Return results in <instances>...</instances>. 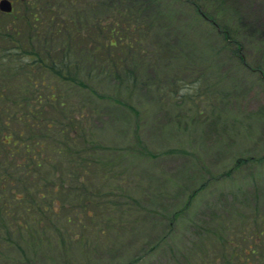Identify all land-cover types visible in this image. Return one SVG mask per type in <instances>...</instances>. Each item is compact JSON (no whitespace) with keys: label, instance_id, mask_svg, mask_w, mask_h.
I'll return each mask as SVG.
<instances>
[{"label":"rangeland","instance_id":"1","mask_svg":"<svg viewBox=\"0 0 264 264\" xmlns=\"http://www.w3.org/2000/svg\"><path fill=\"white\" fill-rule=\"evenodd\" d=\"M221 1L229 24L238 22L234 32L239 35L240 55L222 47V30L216 34L195 22L188 7L180 6V15L159 21L152 42L163 51L149 53L142 85L132 94L114 81L98 85L109 96L105 99L78 91L82 95L74 99L86 101V114H92L95 156L105 151L110 156L104 159L106 169L115 173L93 176L98 182L82 184L71 176L76 168L70 165L62 177L70 182L52 203L45 169L41 184L27 183L37 191L25 201L36 200L37 205L47 201L49 207L40 211L38 206L33 212L11 207L23 203L16 194L22 174L18 165L24 166L25 160L21 152L14 162L6 158L4 174L9 172L17 182L1 195L0 264H229L235 251L231 252V242L242 249L255 247L258 259L264 255V0ZM221 1L212 3L217 6ZM16 27L20 30L16 36L27 42L28 26L14 15H0L3 34H14ZM165 32L174 37L170 44L164 40ZM7 46L5 40L4 49ZM166 56L173 58L170 64ZM3 67L11 71L6 58ZM91 137L84 134L83 141L78 140L80 152L90 147L86 141ZM117 151L120 160L111 158ZM42 184L47 192L39 189ZM95 184L100 197L90 192L80 197L95 204H89L97 212L90 219L78 205L76 189L83 192ZM43 192L49 196L37 200ZM98 205L108 208L110 217L122 216V225L101 233L106 219L104 215L99 220ZM123 208L130 209L126 215L119 212ZM41 213L47 219L38 226L45 233L42 242L37 233L29 235L22 228L24 221L31 222L32 215L39 219Z\"/></svg>","mask_w":264,"mask_h":264},{"label":"trees","instance_id":"2","mask_svg":"<svg viewBox=\"0 0 264 264\" xmlns=\"http://www.w3.org/2000/svg\"><path fill=\"white\" fill-rule=\"evenodd\" d=\"M16 1L21 5L22 25L30 29L28 41L15 39L16 34L20 32L19 29L15 30V37L13 34L6 35V41L14 46L6 50L5 57L6 64H9L8 69L12 72L0 68V165L3 167L0 170V201L6 189L12 191L14 188L9 186L17 182V177L8 174L9 172L6 171V175L4 174L6 158H11V162H14L13 157L21 152L23 155L21 159L25 160L24 166L18 165L22 169L20 170L22 174L16 194V199L23 200V203L15 206L11 204L12 208L22 207L27 211L31 209L37 212L39 206L40 211L47 210L49 207L47 201L45 204L38 202V205L36 200H31V203L25 201L32 198L37 191H33L31 186L41 184L45 180L43 175L45 169L49 171L50 196L46 193V184H42L39 189L46 192H43L42 199L39 197L37 200H44L43 197L49 196L52 203L70 182L69 179H62L67 173L64 172V168L68 169L70 165L76 168L71 176L80 178L82 184L87 180L92 183L98 182L93 176L106 178L115 173L114 171L110 173L109 169H106L109 164H106L107 161L104 159L110 156H106L105 151H97L101 156L96 157V151H93L96 150L94 139L96 133L91 131L89 124L92 114L88 116L86 114L87 102L76 101L74 98L82 95L78 92L81 90L86 91L89 97L93 96L92 99L109 97L103 95L100 91L101 86H98L105 81H114L121 84L120 86H125V93L128 95L139 88L142 85L140 76L148 65L149 53L154 50L157 53L163 51L162 47L155 46L152 42L157 25L165 17L180 15L181 11L178 12L180 6L188 7L186 10L191 12L195 22L205 25L214 32L222 30L224 33L222 47L230 48L236 56L240 55L241 43L236 40L239 35L234 32L238 29L234 26L238 22L236 20L229 24L227 8L221 0ZM214 1L221 2L215 6L212 3ZM162 35L169 44L174 38L170 37L171 33L165 32ZM19 54H26V61L21 60ZM239 59L241 63L244 61L247 65L243 57ZM172 60L173 58L168 56L165 58L167 64ZM186 68H189L188 65ZM261 70L264 72V69ZM94 82L97 85L91 86ZM118 89L120 90V87ZM186 95L184 94V97L190 100L191 95ZM114 102L118 104L119 98ZM124 105L129 104L125 102ZM89 133L93 135L86 141L90 147L82 153L79 151L82 148L78 146V140ZM42 153L45 155L42 156ZM118 153L119 151L112 153L111 158L120 160ZM94 158L96 161L89 160ZM8 162L9 160L6 168L10 167ZM54 164L60 167L57 169ZM52 177L59 178L60 185L57 183L59 180L53 182ZM27 183L32 185L29 186ZM96 185L83 192L76 189V192L80 193L78 205L80 209L85 210V216L90 219L97 216L95 214L97 212L89 208V204L91 206L95 204L89 197L88 200L80 197L85 192H90L89 195L96 193L95 196L100 197ZM68 203L74 206L73 202ZM58 206L60 207V204ZM103 207L104 205L98 210L101 214L99 220L102 222L104 215L106 219L104 222L106 224L100 229L101 233L111 225H122L123 220L120 219L122 216L110 217L109 213H106L108 208ZM129 210L123 208L119 212L126 215ZM32 216L35 219L31 222L24 221L22 228L27 229L29 235L37 233V237H41L38 240L42 242L45 233L41 232L38 226L42 225L45 219L43 216L46 214L41 213L39 219L35 215ZM70 221L72 220L69 218ZM262 234L263 232L259 233L261 236ZM262 241L264 243V239ZM86 246L88 247L87 244ZM230 246L231 252L234 248L235 251L228 261L229 264H235L234 259L237 257L240 258L237 264H261L264 261V255L258 259L257 249L253 246L247 245L242 249L241 245L232 242ZM261 246L264 247V244ZM87 251L88 249L85 252Z\"/></svg>","mask_w":264,"mask_h":264},{"label":"water","instance_id":"3","mask_svg":"<svg viewBox=\"0 0 264 264\" xmlns=\"http://www.w3.org/2000/svg\"><path fill=\"white\" fill-rule=\"evenodd\" d=\"M0 7L2 10H5V11H11L12 9L11 2L9 0H2L0 2Z\"/></svg>","mask_w":264,"mask_h":264},{"label":"flooded vegetation","instance_id":"4","mask_svg":"<svg viewBox=\"0 0 264 264\" xmlns=\"http://www.w3.org/2000/svg\"><path fill=\"white\" fill-rule=\"evenodd\" d=\"M4 13L0 11V15H3ZM3 46H1V41H0V52L2 50ZM0 56H2V53H0Z\"/></svg>","mask_w":264,"mask_h":264}]
</instances>
